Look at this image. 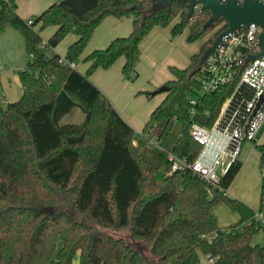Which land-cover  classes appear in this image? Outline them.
Here are the masks:
<instances>
[{"label": "trees", "instance_id": "1", "mask_svg": "<svg viewBox=\"0 0 264 264\" xmlns=\"http://www.w3.org/2000/svg\"><path fill=\"white\" fill-rule=\"evenodd\" d=\"M59 2L25 19L16 0H0V32L19 30L27 53L19 71L20 99L4 102L0 94V264H200L201 254L214 257L210 264H264V244L253 243L264 224L254 209L227 193L242 161H235L209 193L203 179L190 169L173 171L169 159L171 152L189 161L196 157L200 145L190 133L192 110L197 122L209 125L233 91L229 84L212 94L197 91L206 63L200 58L225 20L204 28L210 11L195 8L189 16L188 3L181 0L154 13H147L152 0H99L81 15ZM109 16L133 17V29L84 56L85 72L70 67L60 54H46L47 47L75 34L64 58L76 62ZM178 16L172 35L188 27L189 42L223 24L187 68L170 66L169 91L137 131L90 75L123 56V74L137 77L143 38ZM49 26L56 29L45 42L41 32ZM61 90L89 112L86 124L56 125L53 111ZM140 93L155 96L149 90ZM195 96L199 102L193 106ZM259 150L263 166L264 143ZM221 201L239 214V222L218 224L213 206ZM124 229L150 247V256L107 232ZM75 231L82 234L72 238ZM57 235L68 238L53 258Z\"/></svg>", "mask_w": 264, "mask_h": 264}, {"label": "built area", "instance_id": "2", "mask_svg": "<svg viewBox=\"0 0 264 264\" xmlns=\"http://www.w3.org/2000/svg\"><path fill=\"white\" fill-rule=\"evenodd\" d=\"M196 8H201V5ZM260 32L261 28L256 24L238 29L225 37L224 44L204 61L197 91L212 94L228 84L233 85V91L209 125L197 122L192 110L190 133L200 145L193 160L169 153L172 170H192L207 183L209 193L220 184L232 164L240 159L244 142L257 143L260 139L264 125V55L249 59L261 51L258 42ZM61 59L76 68V62H68L64 57ZM190 102L197 105L199 97L191 98ZM256 217L264 222L262 212L256 213ZM206 257L210 263L214 261L211 255Z\"/></svg>", "mask_w": 264, "mask_h": 264}, {"label": "crops", "instance_id": "3", "mask_svg": "<svg viewBox=\"0 0 264 264\" xmlns=\"http://www.w3.org/2000/svg\"><path fill=\"white\" fill-rule=\"evenodd\" d=\"M56 0H31L32 3V12L30 14V5L28 15L24 16L20 12V7L24 8L22 5L21 0H16L17 2V11L21 15V17L27 19L33 17L39 13H41L44 9H46L50 4H52ZM99 0H60V5L63 9L67 11H71L73 13H79L83 10L91 9L98 3ZM19 3V4H18ZM75 3H79L80 9H75ZM20 5V7H19ZM82 10V11H78ZM30 14V15H29ZM108 19H111L113 30L108 34H103L101 36H97V38L92 39L91 43L85 49L84 53L80 57L83 61L84 56L89 54L92 50L96 48H104L106 47L112 39L118 36H127L133 29V17H124V18H116L114 16H109ZM169 27V26H168ZM162 28L161 26H155L151 29V31L145 36V38L140 43V49L142 52L140 53L139 59L143 56H149L152 63L156 64L159 60L162 62V66L166 63H169L170 66L175 65L179 68H187L191 63V58L194 54L199 53L201 46L204 44V39H199L192 43L186 39V43H184V49L182 53H177V50L181 48V41L182 39L178 37V35L173 36L172 31L169 28ZM53 33L55 31V27H53ZM52 33V34H53ZM51 36V35H50ZM50 38V37H49ZM48 38V39H49ZM77 36L75 34L67 35L62 41L67 42V47L70 43H72ZM62 41L55 47V49L62 43ZM196 42V44H195ZM25 48V41L24 37L21 32L13 27H7L3 31L0 32V57L9 58L10 61L14 60L11 59V56L14 52L18 50H22ZM26 50V49H25ZM185 51V52H184ZM67 52V51H66ZM26 53V52H25ZM60 54V53H57ZM62 57L65 55L60 54ZM17 56V55H16ZM21 56V52H20ZM159 57V58H158ZM80 61V60H79ZM27 62V53L25 54L24 62L20 63L21 65H10V67L0 70V94L2 95L4 102H12L19 98L22 95L23 88L19 78V71L25 67ZM16 63V61H15ZM118 64L113 65L109 69H102L99 68V71L94 77L99 78V73L106 76L112 83L122 86L123 88H129V93L127 98L131 97L137 89H140L136 85L133 86L131 80L125 77L122 72L123 65L125 63V58L122 56L119 58ZM83 70L79 69L77 63L76 68L79 69L81 72H85L88 63L83 61ZM2 69V67H1ZM155 74V73H154ZM173 74L170 70L168 72L163 69L156 77L155 80L149 81L148 84L145 86L141 84L143 90H151L154 91L161 85L168 82L172 79ZM99 88L105 92L110 100L113 102L114 107L123 117V119L130 124L133 128L137 131H141L145 125V123L150 118L152 111L155 107L162 101L164 96L150 105L148 111V118H143L140 120L138 116L134 115L133 112H129L125 115L124 111H126V107H122L121 101L118 99V96L115 95L116 93L111 92L108 87L101 85L96 79L92 80ZM149 88V89H148ZM154 89V90H153ZM104 93V94H105ZM105 94V95H106ZM106 95V96H107ZM139 99L141 97H146L144 94H140ZM147 98V97H146ZM89 112L78 102L74 101L69 94L61 90L58 94L54 111H53V120L58 127H65V126H83L88 121ZM146 120V121H145ZM204 255V254H203ZM207 258V257H206ZM206 264H210L206 260ZM200 264H202L200 259ZM205 264V263H204Z\"/></svg>", "mask_w": 264, "mask_h": 264}, {"label": "rangeland", "instance_id": "4", "mask_svg": "<svg viewBox=\"0 0 264 264\" xmlns=\"http://www.w3.org/2000/svg\"><path fill=\"white\" fill-rule=\"evenodd\" d=\"M22 5H24V8L20 7V12L26 16L28 15V9L30 5V14L32 12V3L31 0H21ZM19 4V3H18ZM96 5V4H95ZM76 8L75 9H80L79 3H75L74 5ZM92 9V8H91ZM65 10V9H64ZM67 11V10H66ZM82 11V10H78ZM87 10H83L82 12L79 13H73L71 11H68L72 14L75 15H81ZM29 14V15H30ZM179 16L171 23V25L166 26H161L162 28H169L170 31H172V27L174 26L175 23L179 21ZM223 23H220L215 27L214 29H210L207 31L206 35L204 36V44L207 46V40L214 34L216 29H218ZM111 19H108L106 17L100 25L95 29L91 40L89 41L88 45L93 41L92 39L97 38V36H101L103 34H108L113 30ZM53 26H49L45 29L42 30L41 36L45 42H47L48 38L50 35L53 33ZM189 34V28H185V30L178 35L179 38L182 39L181 41V48L177 50V53H182L184 49V43L188 42L186 41L187 37ZM145 38V37H144ZM143 38V39H144ZM187 44H193L192 43H187ZM196 44V42H195ZM67 42L62 41V43L55 49L52 47H47L45 49V52L48 56H52L56 53H60L62 55H66L67 51ZM141 47V46H140ZM87 48V47H86ZM183 49V50H182ZM21 52V56H20ZM26 50L23 48L22 50H18L17 52H14L11 56V59H15L10 61L9 58L5 57H0V70H3L4 67L8 68L10 65H21L20 63L24 62L25 58V53ZM142 52V49H141ZM185 52V51H184ZM17 55V56H16ZM159 58V57H158ZM80 60V61H79ZM119 60V58H118ZM118 60L113 64H118ZM16 61V63H15ZM79 69L83 70V61L79 58L76 61ZM112 65V66H113ZM111 66V67H112ZM2 67V69H1ZM110 67V68H111ZM165 69L167 72L170 70V64L166 63L162 66V62L159 60L156 64L152 63L149 56H143L141 57L136 64V70L138 72V76L135 77L134 74L132 75L131 83L133 86H137L140 89L135 90L136 92L131 95V97L127 98L128 93H129V88H123L122 86H119L117 84L112 83L106 76L102 75V73H99V78L94 77L98 72H104V71H99L100 69H96L91 75L90 78L91 80L96 79L101 85L108 87V89L116 93L115 95L118 96V99L121 101L122 107H126V111H124L125 115H127L129 112H133L134 115L138 116L140 120L143 118L147 119L148 118V111L150 108V105H152L154 102H157L160 100L164 94H157L153 97L147 98L146 97H141L139 99L140 90L142 89L141 84H144L145 86L148 84L149 81L155 80V77ZM155 73V74H154ZM173 78V77H171ZM101 89V88H100ZM149 89V88H148ZM102 90V89H101ZM154 90V89H153ZM151 91V90H150ZM103 92V90H102ZM105 93V92H103ZM106 94V93H105ZM107 95V94H106ZM145 95V94H144ZM21 96L17 100L20 99ZM108 97V95H107ZM109 98V97H108ZM110 99V98H109ZM112 100V99H111ZM16 101V100H15ZM112 102V101H111ZM113 103V102H112ZM114 105V104H113ZM147 117V118H146ZM146 121V120H145ZM264 143V125L260 131V139L257 141V144L252 141H245L243 145V149L240 155V160L242 161V166L238 173L235 175L231 185L227 189V193L230 197L237 198L244 203L248 204L256 213L262 212L264 214V197H263V185H264V164L263 166L261 165V153L259 150V145ZM213 212L218 220V224L221 227H227L236 224L240 220V216L237 212L231 209L229 204L225 201H221L213 206ZM261 221V219L259 218ZM262 222V221H261ZM264 224V222H262ZM83 231V230H82ZM108 233L113 234L118 237H123L125 241L138 248L141 250L145 255L150 256V247L140 241H135L131 238L130 232L127 229L124 230H119V231H114V230H107ZM82 234V233H81ZM80 234V235H81ZM74 236L72 238H78L80 235L75 231L73 233ZM66 237L64 235H57V248L54 253L53 258L56 257L57 252L62 248V246L65 243ZM253 243H259V244H264V229L261 230L253 239ZM200 259L202 264H206V255L201 254ZM209 262V261H208ZM210 263V262H209ZM74 264H78V260L74 262Z\"/></svg>", "mask_w": 264, "mask_h": 264}, {"label": "water", "instance_id": "5", "mask_svg": "<svg viewBox=\"0 0 264 264\" xmlns=\"http://www.w3.org/2000/svg\"><path fill=\"white\" fill-rule=\"evenodd\" d=\"M176 0H152V5L147 13H154L159 10L167 9ZM188 3L189 16L192 15L196 6L201 5V9L209 10L211 15L204 28L212 23L223 19L226 27L214 39L212 44L208 46L201 58L200 64L204 62L211 54L216 53L218 48L224 44L225 37L231 33H235L238 29L249 27L251 24L260 26L261 32L258 35V42L261 51L254 54L249 59H255L264 55V0H181ZM170 86L163 84L153 91V94H161L169 91Z\"/></svg>", "mask_w": 264, "mask_h": 264}]
</instances>
